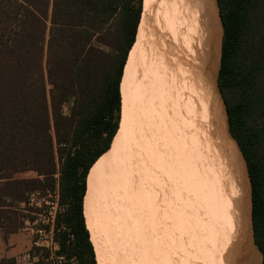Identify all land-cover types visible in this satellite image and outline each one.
Returning <instances> with one entry per match:
<instances>
[{
  "label": "trees",
  "instance_id": "trees-1",
  "mask_svg": "<svg viewBox=\"0 0 264 264\" xmlns=\"http://www.w3.org/2000/svg\"><path fill=\"white\" fill-rule=\"evenodd\" d=\"M218 6V86L247 163L264 264V0ZM142 13L143 0H0V232L7 239L41 222L57 250L35 239L29 256L39 264L52 254L98 264L84 216L88 176L120 131ZM29 172L36 178L16 179Z\"/></svg>",
  "mask_w": 264,
  "mask_h": 264
},
{
  "label": "bare ground",
  "instance_id": "bare-ground-1",
  "mask_svg": "<svg viewBox=\"0 0 264 264\" xmlns=\"http://www.w3.org/2000/svg\"><path fill=\"white\" fill-rule=\"evenodd\" d=\"M219 12L218 0H143L121 82L120 131L88 176L84 216L98 264H180L167 238L154 235L165 230L154 194L168 197L180 181L184 229L188 219V234H208L214 244L199 245L202 264H263L247 164L218 88ZM165 113L172 117L164 129Z\"/></svg>",
  "mask_w": 264,
  "mask_h": 264
},
{
  "label": "rangeland",
  "instance_id": "rangeland-1",
  "mask_svg": "<svg viewBox=\"0 0 264 264\" xmlns=\"http://www.w3.org/2000/svg\"><path fill=\"white\" fill-rule=\"evenodd\" d=\"M180 96H182V95L180 94ZM165 115L167 117V120L162 125V127L164 129H165L166 126H168V128H169V125H170V122H171V117H172L168 113L167 114L165 113ZM121 119H122V115H121ZM198 125L200 126V123L199 122H198ZM201 157L202 156H200V158ZM179 159H180V157H179ZM180 175L181 176L177 175L178 178H183V174H180ZM32 178H36V174L33 173V172L23 173V174H19V175L16 176V179H32ZM170 178H171V176H170ZM182 182H184V181L182 180ZM161 183L163 185L162 188H163V190L165 192L168 193L169 191H171V185L168 184L169 182L166 179L164 181H162ZM195 183H198V181L196 180ZM180 185L181 186H179V187H180L181 190H179V188L178 189L177 188H174L176 191L172 189L170 195H168V197L170 196L169 198L166 197V195H164V194L162 196H159L160 190H159L158 193L154 194V198L157 197L156 198V201H155V203H158L157 208L160 207L161 206V203H162L164 205V209H165V210L164 209H161V215L164 217V218L162 217L164 219L163 220V224L164 225L162 226L163 227L162 229H164V227H165V230H161L160 229V231H161L160 234H157V232H156L157 228H155L154 229V232L156 234H154V235H157V236L160 235L159 237H162L163 236L164 239L167 238L168 246H166V247H168V248H165V249L166 250L168 249V252L171 251L172 253H175V256L178 255L177 257L180 258V264H186L187 262H188L187 264H202L201 258L198 256V253H199L198 252L199 245H200V249L201 250L202 249H206V247H207V249L210 248L212 250V247H213L214 244H213V242L210 244V240L211 239H210V235L208 236L209 238H207V235L208 234H188V232L186 230V227H189L190 226V223H189V220L188 219L186 220V227L184 229L185 224L184 223L182 224V222H183L182 221V217L179 216V214L181 213L180 211H182V210H180V202H177L175 200L176 197L178 198V196H179V199H180V195H182L181 198L183 197L184 185L181 184V181H180ZM182 186H183V189L181 188ZM196 187L197 188H200L201 187L200 183H198ZM200 189L203 191V187H201ZM174 191H175V193H174ZM171 199H172V201H171ZM34 202H36V198H34L33 203ZM148 210H149V206H148ZM176 210H178V211H176ZM147 212H146V215H145V212H144V215L145 216H147ZM172 215L174 216V218L171 217ZM12 218L14 220L18 219V221H21V219L18 216L12 215ZM179 218H180V221L177 223V221H178ZM41 220H47L48 221V218L47 217H43V219H41ZM173 221L175 222V225L177 227L179 226L178 228L173 225L174 224ZM148 222H150V221H148ZM41 226H42V223L41 222L35 223L34 225H31V224L27 223L25 229L20 230L17 234H23V236L26 235V234L29 235L30 241H32V247H33L34 240L36 239V240L39 241L41 247H43V246L50 247V248L54 249V252H55V250H57V248L56 247L54 248L53 244L51 243V239H50L51 237H50V235L45 234V233H40ZM177 230L178 231L180 230V233L179 234L177 233L178 232ZM162 231L164 232V234H163ZM5 232H2V231L0 232V238H2L4 241H6L8 239V237H9L8 236L7 239L5 238V236H7L5 234ZM167 232H169V233H167ZM178 236H179V239L180 240L177 239ZM171 239H172V242H171ZM161 240H162V238H161ZM32 247H31V249H32ZM173 248H174V250H173ZM31 249H29L26 253H24L23 255H20V256H18V258H16L18 264H39V261H38L39 258L36 259V260H34V261H32V259L30 258L29 254H30ZM183 251L186 254H183ZM179 254H180V256L182 255L183 257H180ZM168 259H171V256L169 257V255H168ZM182 260H183V262H182ZM51 262L53 264H69V263H66L62 259L61 260H57V258H56V256L54 254H52V260L50 259L49 261L48 260L44 261L45 264H49ZM70 264H74V263H70Z\"/></svg>",
  "mask_w": 264,
  "mask_h": 264
},
{
  "label": "crops",
  "instance_id": "crops-1",
  "mask_svg": "<svg viewBox=\"0 0 264 264\" xmlns=\"http://www.w3.org/2000/svg\"><path fill=\"white\" fill-rule=\"evenodd\" d=\"M32 247L29 235L12 234L7 241L0 238V262L5 259H16Z\"/></svg>",
  "mask_w": 264,
  "mask_h": 264
},
{
  "label": "built area",
  "instance_id": "built-area-1",
  "mask_svg": "<svg viewBox=\"0 0 264 264\" xmlns=\"http://www.w3.org/2000/svg\"><path fill=\"white\" fill-rule=\"evenodd\" d=\"M40 233H45V232L42 231V230H40ZM45 234H47V233H45ZM48 235H50V237H51V238H50V239H51V243L53 244L52 235H51V234H48ZM33 244H34V243H33ZM35 245H37V246H41L38 240H37V243H35ZM43 247H46V246H43ZM47 248H50V247H47Z\"/></svg>",
  "mask_w": 264,
  "mask_h": 264
},
{
  "label": "water",
  "instance_id": "water-1",
  "mask_svg": "<svg viewBox=\"0 0 264 264\" xmlns=\"http://www.w3.org/2000/svg\"><path fill=\"white\" fill-rule=\"evenodd\" d=\"M219 14H220V12H219ZM221 18V17H220ZM222 21V20H221ZM218 88H219V86H218ZM220 91V90H219ZM221 94V93H220ZM222 96V95H221ZM223 99V98H222ZM224 102V101H223ZM224 105H225V103H224ZM226 107V106H225ZM227 112V111H226ZM228 116V115H227ZM228 124H229V121H228ZM229 131H230V127H229ZM231 134V133H230ZM232 136V135H231ZM234 139V138H233ZM235 140V139H234ZM236 141V140H235ZM238 144V143H237ZM241 151V150H240ZM244 157V156H243ZM246 162V161H245ZM247 164V163H246ZM248 169V168H247ZM248 174H249V172H248ZM249 178H250V176H249ZM250 182H251V180H250ZM251 186H252V184H251ZM252 203H253V200H252ZM252 221H253V218H252Z\"/></svg>",
  "mask_w": 264,
  "mask_h": 264
}]
</instances>
